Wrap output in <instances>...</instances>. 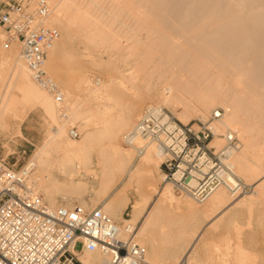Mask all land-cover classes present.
<instances>
[{"label":"rangeland","instance_id":"1","mask_svg":"<svg viewBox=\"0 0 264 264\" xmlns=\"http://www.w3.org/2000/svg\"><path fill=\"white\" fill-rule=\"evenodd\" d=\"M124 1L126 2L125 4H127V5L124 4V6L126 7L127 10L124 9L125 7H122V9H124V10H122V12L124 11L125 14L124 13L123 14L125 16L122 13H121L122 15L120 14L121 10H120V12H118V10L121 8L114 10L115 16L118 18V21H119V22L117 21L118 27L125 29V30H127L126 28H128L127 31H129V33H132L131 28L133 29V31H136L135 28L138 30V28L140 27V22H139L140 21V14L144 13V15H148V16H146L147 18H145L146 19L145 22L147 24L148 29L147 28L146 29L141 28L142 29V30L140 29L141 31L140 30L137 31L138 35H133V34L130 35L129 33L124 32V35H122V37L119 38L122 45H124V49L121 52L123 54L121 59L117 57V54H118L117 50L112 51L111 43L109 42V38H108L109 26H108V24L111 21L109 14L103 12L105 15V17H104L105 21L102 22L103 44L101 47H97V43L91 44L89 42V40L87 39V33L84 31H78L77 30L78 37L68 39L67 34L62 29V27L56 23H52L53 25H56L61 32V38L58 42L60 44L64 42L67 45V49L70 48L69 49V53H71L70 57L71 58L74 57L71 60L69 59L70 57L66 58L63 62V65H62L63 70H66V68H67V70L64 73V77H65V80L67 81L66 85L69 89L68 90L69 93H66L64 95L66 101H65L63 108H60L59 105L57 104L56 115L58 114L57 117L59 119L57 117L55 119H53L49 115V113H47L45 111V109L41 106L36 105V107H35L33 105H27V103L23 99L22 93L16 88V85L13 84V86H12V82H13L12 69H11L12 66H6V68L4 67L5 68L4 70L6 72L0 79V93L4 94L7 91V89H9V92L14 96V99H16V104H18L17 105L18 110L20 111V113L24 112V114H25L24 115L25 117H24L23 122H22V127L27 126V125L30 126L28 121L30 122V120H33L32 125L35 129L33 131H30L28 129V132H31V134L34 135V139L32 141L35 143V145H33L32 143H30V141H28L27 133L22 131V127H21V131H17V130H13L9 127L4 126V127L0 128V155L1 156H7L8 155V160L11 163L17 162L18 167H20L21 165L26 163L28 160L31 161V160H33V158L36 159L37 157H39L42 154L41 152H43L42 149L50 150V153L52 154L54 159H56L58 157L59 145L55 142L49 143V139L51 137V134H53L56 130V123L58 121H60L61 125L65 124L66 127L65 126L64 127H65V129L67 128L66 134L68 133L67 134L68 137H71L70 136V129L73 126L78 127V129L81 132L80 138H77V139L72 138V137L71 138L74 139L75 141H78V140L80 141L84 138V136L87 134V132L97 130V126L93 125L92 121L94 120V118L97 117V114L100 115L102 113L103 109L108 108V107H111L114 109V119L122 118V115L124 113L133 114L134 122L130 125V127H128V129L126 131H124V134L128 130H130L132 127H134V125L139 120L141 114L143 113L144 109L147 106H150L151 104L165 107L171 114H173L176 117V119L179 122H182L184 124H187V123L195 124L198 122L208 121L210 119L211 115L213 114L214 110H216L217 108L224 109L223 114L225 113L226 105H224L223 102L220 100V101H217V105L212 107L211 110L208 113H206V115H204V117H202L201 115H198V113L195 112V110H193V109H190V111L188 110L185 113L186 114L185 115V114H183V112H184L183 111L184 110L183 105L180 104L179 99L174 97V95L171 94V91L168 89V86H170V87L173 86L174 87L173 93H175V91L177 93L180 92L181 94H183L184 97L192 99L191 98V92L193 90L191 89V86H190V88L188 87V84H189L188 82L190 81V79L193 78L195 80L194 84L197 86H200L201 81L198 79H195V78L198 76L200 77L201 73L192 71V66H193L192 65V57L189 55V52L193 51V49H192L193 47L191 46V42L188 41V39L190 38L189 37L190 34L189 35L187 34V36H186V33H190L189 28H191V27L188 25H191L194 27V25L200 24V22H201L200 16L202 15L201 13H203V15H204V13H205L204 11L208 10V9H206V7L208 8V7H210V5L212 6L213 1L211 2V0H210V2L209 1L206 2V4L208 3L209 6L205 4L204 8L202 7V1L203 0L202 1L201 0H197V1L194 0L193 1L194 5H192L191 0L190 1L186 0L189 3H187L186 1H182L184 7H186V9H189V10H187V11H189L188 14H186L187 11H182L184 9V7L182 6V2L180 0L179 1H177V0H169V1H166V0H149V1H147L148 5L146 4L145 0H124ZM172 1H173V3H170ZM198 1H201V3ZM204 1H203V5H204ZM221 1L222 0H220V2ZM166 2H168V3H166ZM160 3L162 5H159V6L163 11H165L163 8L169 7L168 9L170 11V15H169L168 10H167L168 12L165 11V14L166 15L168 14V16H170V17L166 16L167 18H169L168 20L166 18L165 19L158 18V16H161V14H163L162 13L163 11L155 10L154 6L157 4H160ZM163 3H164V5H163ZM176 3H178L179 5H181L183 7L182 10L180 8L181 6L179 7V5H177ZM209 3H211V4H209ZM222 3L224 5L223 6L224 8L222 7L220 9L224 10L225 8H229L228 5H226V7H225L226 3L224 4L223 1H222ZM174 4H176V5H174ZM200 4H201V6H200ZM145 5L147 7L148 6L149 7L148 8L146 7L147 9L146 8L143 9ZM190 5L192 7H190ZM93 6H91V8H92L91 10L95 11L96 8H95V6L93 8ZM151 6L153 9H151ZM175 6H178L179 8L178 7L175 8ZM194 6H195V8H194ZM197 6H198V9H196ZM262 8L263 7H261V9ZM171 9H174L173 11H175V12L171 11ZM211 9L212 8L210 7V10H208L209 14L212 13ZM225 10H227V9H225ZM262 10H264V9H262ZM126 11H127V13H126ZM128 11L130 12V14ZM131 11L133 12L132 13L133 15H131ZM184 12H185V15H184L185 18L182 17ZM208 13H206V15ZM130 16H134V17L131 19ZM149 16H150V18H148ZM179 16H181L185 20H183V19L180 20L179 18H181V17H179ZM186 16H187V18H186ZM188 16L191 17L192 19L196 20L194 25H193L194 22H191L194 20H192ZM177 17H179V18H177ZM198 17H200V18H198ZM128 18H130V19H128ZM134 18H136L138 21ZM133 19H134V21H133ZM177 19H178V21H177ZM188 20H189V22H188ZM122 21H123V23H122ZM128 22H129V25H128ZM137 22H139V24ZM124 23L126 25H124ZM135 23H137V25ZM177 23H180V24H177ZM121 24H122V26H121ZM174 24H175V26H174ZM181 24H183V25H181ZM178 25H180V26H178ZM130 26H131V28H130ZM230 26H232V25H230ZM177 27L178 28L180 27V28L178 29ZM257 28H259V27H257ZM257 28H256V30H257ZM187 29H188V31H187ZM261 29L259 30L260 31L259 35L257 33L258 31L257 32L254 31L255 36L253 35V33H251L252 30L251 31L249 30L251 35H252V38L256 37L254 39H252L250 37L251 35L249 36L250 39H246V38H248L246 36L249 35L248 34L249 32H245L246 36H243L245 38L244 41H242L243 38H241V37H240L241 40L238 38L235 39L234 37H231L230 40L228 41V43H226V45H228V47L231 46V44H232V46L240 45L241 47H245L244 45H246V47H245V49L247 48L246 52L247 53L251 52V54H252L253 48L255 49V51L257 50L255 47H257L258 43L261 44L260 45L261 47H264L262 45V43H260V42H262V38H263L261 36H264L263 35L264 30H263V32H262L263 34H262ZM149 30H151L150 35H148ZM179 30L182 31V34H181V31H179ZM220 32H221V34L225 33L223 30H219L218 32H215V31L213 32V30H211V31H209L210 35L208 34L209 37H206V38L209 39L211 37L210 40L211 39H220L219 37L224 36V34L221 35ZM168 34L169 35L172 34V35L169 37ZM205 34L207 35V33L204 32V35ZM219 34L221 36H219ZM0 35L2 37V39L0 37V40L2 41V43H0V45L2 46L4 34H3L1 26H0ZM175 35H177V37ZM204 35L201 34L199 38H202V37L204 38L206 36V35L205 36ZM256 35H258L259 37H257ZM166 36H168V38ZM173 36H174V38H173ZM140 37L143 38V43H141L140 41H136V39H138V38L140 39ZM232 38H233L234 42H235V40H236V42L237 41H242V42H237L238 44H236L232 41ZM173 39L176 42L180 43L181 46L183 44L182 48L178 47L180 44L179 45H177V43L175 44V41ZM259 39H261L260 42H258ZM188 42H189V44H188ZM244 42L245 43L250 42V44H249L250 46L248 45V43L245 44ZM263 42H264V40H263ZM189 45L191 46L190 48H189ZM61 46H62V44H61ZM248 46L250 49L248 48ZM129 47H131V48H129ZM261 47H259L257 51L260 50L262 52ZM13 48L15 49L16 53H20V46L19 45L18 46L14 45ZM128 48L131 49V51H128L129 50ZM224 49L226 50L229 48H224ZM3 50L7 51L5 49H3ZM260 51L258 52L259 56L261 54V56L259 57V61H260V58H262V55H264L263 54L264 52L260 53ZM263 51H264V49H263ZM89 52H91V55H89ZM247 55H249V54H247ZM253 57L254 56H252V58H250L251 60H248V64L250 66L252 64H254V61L256 63L258 61V60L256 61L257 58L256 59L254 58L255 60H253ZM257 57H258V55H257ZM247 58H249V56ZM259 61H258V63H259ZM261 61L263 62V60H261ZM261 61H260V63H261ZM65 62H68L67 63L68 67L65 66L66 65ZM256 63H255V65H256ZM69 64H71L70 67H69ZM205 64H206V62L203 60V65H201V66H205ZM258 65H256V66H258ZM71 66L72 67L74 66L72 68V70H71ZM210 67L212 68V70H218L217 67H213V66H210ZM252 67H253V65H252ZM256 68H258V67H253L254 70ZM263 68H264V66L262 67V69ZM258 69L261 70V67ZM86 70H88V72L90 71L89 72V74H90V85H89L90 89L97 87L95 85V82L98 81V78H101L105 82L108 78H111V77L114 78L110 82H108V85H106L104 91L107 94L105 96H92L88 92H86L87 89L86 90L84 89L85 90V92H84V90H82L83 88L81 86H78L79 85L78 83L80 80L79 78L81 77V74H83L84 71L86 72ZM261 71H263V70H261ZM254 72H255V75H253V76H255V77H256V75H258L260 73V72L258 73V70H257V72L256 71H254ZM260 74L264 75V71H263V73H260ZM263 75H260V76L263 77ZM248 80H249V78H248ZM8 87H10V88H8ZM11 87H12V89H11ZM194 101H196V100H194ZM219 102H221V103H219ZM243 105H244V107H246L245 104H243ZM76 107L83 111V113H82V111L80 110L82 117L80 116L79 118H74V115H72V113ZM84 113L86 114V117H87V115L93 116V117H91L92 119L88 118L90 120V123H89V120H87L85 117H83L85 115ZM189 113H193V114H189ZM179 114H181L182 117H184V115H185L184 118H186V119L185 120L184 119L179 120V118H178ZM187 114L191 117H189ZM94 115H96V116L94 117ZM218 119L219 118H217L216 120H218ZM216 120L212 123V126L214 128H217V125L219 124V122ZM15 121L16 120H14V122ZM214 125H216V126H214ZM194 127L197 128L198 124H195ZM221 128L222 127H219L216 130L221 134L226 133V130L224 128H222V129ZM227 130H233V132L238 137L240 146L242 145L241 146V148H242L244 140L239 135V133H237V131H235V129H233V128H228ZM215 138H214L215 141H213V144H215L217 147H221V146H224L226 144V138L224 136L218 135ZM259 138H256V141H258V143L261 141V140H258ZM220 139L222 141H220ZM217 140H219V142H217ZM99 144H101V143H98L95 147L99 146ZM121 146H123L124 149L128 148L131 150L132 161L130 162L131 165L129 163L128 166L133 168L136 164H140V162H142V159L146 153L144 154V156L139 158V157H137L136 149L126 146L125 143L123 142V140L121 142ZM240 146H239V148H240ZM239 148H237V149L240 150L241 148L240 149ZM236 153H238V151ZM155 154L157 155V151L155 152ZM257 154L259 155V152ZM260 154H261V152H260ZM229 159H230V157H224V159H223L224 163L227 166L226 171H228L230 174L232 173L231 175L235 178L236 181H239L241 184L247 185V192L238 194L240 191L234 193L230 189L229 186H227V185L221 186L224 189H226L227 195L229 194L228 200H229V198H231L230 199V201H232L231 204L221 208V210L219 212H217V214L215 212L213 214V213H211L212 212L211 211L210 214H211V216H213V218H210L211 221L210 220L208 221L207 218L203 219L202 217L199 216L198 220H199L200 224L199 223L192 224L189 221L193 217V214L191 213V211H187V208L183 207L184 201L186 199H188L190 201L192 200V202L196 204V206H197L196 208H201V207L205 206V204L208 203V200H210L211 196L207 200H205L204 202L200 203V202H197L196 200H194L193 198H190L191 196H189V195H180L171 186L173 188L172 190H174V192H175L174 194L175 195L177 194V197L173 196V195L161 197V192L163 191V189L166 186H168V184H167V182L164 181L163 171L161 170L160 167H158L154 171L155 174H153V180H152V182H150L151 184L152 183L153 184L151 185L150 183H148V184L146 183V191H147L146 195H149L151 197L149 200H146L145 196L141 195L142 187L145 185L144 180L142 178H140L139 175L132 173L133 171H131V169L129 171V167H128V171L126 170L123 173V175H120L121 177L118 175V177H117L118 181L116 180L117 182H115L116 184L114 183V185H113L112 183H110L108 185L109 189L106 188V191L104 189H101L100 180L98 178V177H100L99 175H101V174H100V167H99L97 161H95L93 163V167H92L95 171L94 170L93 171L92 170H86V169L82 168V169H80L81 170L80 175H78L76 177V180H82L88 184V186L85 187V191L83 189V193L80 192L81 194L72 195L70 193L67 194V192L65 193V191H60V192L56 191L55 197L57 199L58 204L72 205V204L80 203V204H83L84 206L89 207V208L101 206V207H103V210H105V206H107L105 203L108 202L109 197L116 190L113 188L115 186H116V188H119L121 186L124 187V189L126 191V197L122 198V200H120L118 202V204L115 205V210L112 213H110L106 210L105 211L107 213H109L121 225L122 228H123V226H126L128 224V223H126L127 220H130L133 224H135L136 239L138 240V242H140L141 244H143L144 246H146L148 248L147 258L153 264H179L180 260L182 258H183L182 259L183 262L181 264H201V263L202 264H210V262H211V264H225V263L226 264H237L239 262L238 260L240 259L238 256L241 257V255H239L240 253L237 252L236 248L239 247L240 245H242L243 243H244L243 245L250 248L249 249L250 255L249 254L248 255H249V260L252 259L251 261L247 260L248 263H246V264H259V263L264 264V195H262L264 193L258 194V197L256 194L252 193V192H254V188H253L254 185L253 184H254L255 178H254V180L252 178H250L251 180L248 181L249 179L247 178L248 176L246 174L240 173L236 168H235V170L231 169V167L228 164ZM162 160H163V157H161V162H162ZM249 161H253L250 164H253L254 162H256L255 158H253L252 155L250 156ZM53 164H54V166H57L58 162L55 160V162ZM262 170L264 171V168ZM55 173L57 174V177H58V179H60V181H64V180L68 181L64 175L62 176L58 172H55ZM261 173H260V175H261ZM39 174L43 175L44 173L38 172V175ZM33 176L35 179L37 178V180L39 182L40 189L43 192L45 199L51 205V201L49 198V191H48L50 189L49 188L50 181L48 179H46L45 177L43 178V180L38 179V177H36L37 174H36V176H35V174H33ZM245 176H247V177H245ZM46 182H47V184H46ZM169 185H171V184H169ZM102 190H103V192H102ZM128 195L131 198V205L127 209H125L129 203V201H130V198H128L129 197ZM243 196L245 197V199H248L249 197L252 196L254 199H256V201L251 205L250 204H243L245 206H243V205L241 206L240 203L237 201H240L239 199H241V197H243ZM183 197H184V199H183ZM163 198H164V200H163V202H161V199H163ZM163 204H164V206H163ZM254 204H256V205H254ZM174 207H175V209H178L179 213L176 212L177 210H175ZM123 209H125L124 214L122 212ZM134 210H135V212L137 210L140 211V219L138 218L139 220L134 219L135 218L133 216ZM150 213H152L153 215L155 214V216L158 217L157 221L155 224L150 226L149 230L144 235H141L140 232H138V231L144 225L145 220L149 216ZM206 213H208V212H206ZM207 222L211 223V224L208 228H206V230H205L206 233L203 232V234H202V235H204V233L206 234V238H205L206 241H204L202 238L203 236L198 237V233L202 232V230H203L201 225H203L204 223H207ZM185 224H187L188 226L186 227ZM162 225H163V227H162ZM167 232H168V234H166ZM154 239H158V240L163 239L162 241H164V242H165V240H170V242L171 241L173 242L172 246L171 245L168 246L170 243H165L167 246H164L163 249H161V250L166 251L167 249L173 250L176 248H182L185 250V253H184V255L176 258L175 260H168V261L164 260V262H159L157 259H155V257L152 259L150 254H152L151 249H152L153 245L151 243L154 241ZM238 239H239V241L243 240L241 242L242 244L241 243L239 244ZM237 244H239V245L237 246ZM166 247H168V248H166ZM212 247L214 248V250L212 249ZM80 248H81V244L78 245V249H80ZM237 249L239 250V248H237ZM189 250L191 251V253H192L191 255H193V256L195 255L194 253L198 254V260L195 261L194 263H193V260H191V258L187 259L185 257V254L189 253L188 252ZM218 250H220V252ZM226 250L232 251V252L230 251V253L227 252L225 254V255H229V256H226L228 258H225V260H228L230 258L228 260L230 262H228V261L224 262V260H223L224 259L223 258V256H224L223 252H226ZM250 250H251V252H250ZM212 251H214V252H212ZM233 253L235 255H231ZM255 253H256V255H255ZM235 256H237V257H235ZM233 257L237 260H235ZM256 258H258V259H256ZM232 261H233V263H232ZM234 261L235 262L238 261V262L234 263Z\"/></svg>","mask_w":264,"mask_h":264},{"label":"bare ground","instance_id":"2","mask_svg":"<svg viewBox=\"0 0 264 264\" xmlns=\"http://www.w3.org/2000/svg\"><path fill=\"white\" fill-rule=\"evenodd\" d=\"M145 1L147 4V1H149V0H145ZM166 1H169V0H166ZM177 1H179V0H177ZM180 1L182 2V1H186V0H180ZM188 1H190V0H188ZM188 1H186V2L189 3ZM193 1L194 0H191L192 5H194ZM201 1H198V2L201 3ZM203 1H202V7L204 8L206 2H208V1L210 2V0H205L204 5H203ZM222 1L224 2V4L226 3L225 7H226V5H228L229 8H225L227 10L220 9L224 6ZM222 1L220 2V0H211L212 6L210 5V7L212 8L211 9L212 13L209 14L208 10H210V7H208V8L206 7V9H208V10L204 11L205 12L204 15H203V13H201L203 16L202 15L200 16L201 22L199 25H194L196 20H194L188 16L189 18L194 20L191 22H194L193 25L195 27L194 28L193 26L188 25L191 27V28H189L190 33H186V36H187V34L188 35L190 34V36H189L190 38L188 39V41L191 42V46L193 47L192 48L193 51L189 52V55L192 57V65H193L192 71L201 73L200 77L198 76L195 78V79H198L201 81L200 86H197L194 84L195 80L193 78L190 79V81L188 82L190 84V85L188 84V87L190 88V86H191V89L193 90L191 92V98L192 99L184 97L183 94H181L180 92L177 93L175 91V93H173V89H174L173 86H171V87L168 86V89L171 91V94H173L174 97L179 99L180 104L183 105V108H184L183 114H185L188 110L190 111V109H193V110H195V112L198 113V115H201L202 117H204V115H206V113H208L212 107L217 105V101L221 100L223 102V104L226 105L225 113L222 115L221 118L216 120L219 122V124L217 125V128L222 127L226 131H228L227 130L228 128H233V129H235V131H237V133H239V135L244 140L243 147L241 148V146H242L241 145L240 146L241 149L239 148L240 150L234 149L232 152L229 151L231 153L228 156V157H230L228 164L231 167V169L235 170V168H236L240 173L246 174L248 177L247 176H245V177H247L249 179L248 181L251 180L250 178H252L253 180L255 178L256 181L254 180V184H253L254 185V187H253L254 192H252V193L256 194L258 197V194L264 193V171L262 170L264 168V75L260 74V73H263V71H264V68L262 69V67L264 66V64H263L264 63V55H262V58H260V61L263 60V62L261 61V63H262L261 64L259 61V57L261 56V54H260V56L258 54V52L260 50L257 51L258 48L261 47L260 46L261 44H259V43H258V45L256 44L257 47L254 46L257 49L256 50L257 52L253 48L252 54L250 51H249L250 53L246 52L247 48L245 49L246 45H244V44L243 45L245 47H241L240 45L232 46V44L230 43L231 46L228 47V45H226V43H228V41L230 40L231 37H234L235 39L238 38L240 40H241V38H243L242 41H244L245 38L243 36H246L245 32H249L248 33L249 35L246 36L248 38H246V39H250L249 36L251 35V33H253V35H254V31H256V32L258 31L257 33L259 35V33H260L259 30L261 28H262L261 33L263 32V30H264V10H262V9H264V0H222ZM125 3L126 2L124 0H51V4L53 7V15L50 17V24L56 23V24L60 25L62 27V29L66 32L68 39L78 37L77 30L78 31H84L87 33V39L89 40V42L91 44L97 43V47H101L103 44L102 22L105 21V18H104L105 15L103 12H105V13L109 14L110 19H111L110 23L108 24V26H109L108 38H109V42L111 43V49H112V51L117 50L118 51L117 57L121 59V57L123 56V54L121 52L124 49V45H122L119 38L122 37V35H124V32L129 33V31H127L128 28H126L127 30H125V29L118 27V23H117L118 18L115 16L114 10L121 8L118 10V12H120V10H121L120 14L121 13L123 14L124 11L122 12V10L126 9V7L124 6ZM166 3H168V2H166ZM170 3H173V1ZM176 4L179 5L178 3H176ZM176 4H174V5H176ZM209 4H211V3H209ZM93 5L96 8L95 11L91 10L92 9L91 6H93ZM125 5H127V4H125ZM159 5H162V4L160 3V4L155 5L154 9L157 11H160V10L163 11ZM163 5H164V3H163ZM206 5H208V3ZM94 6H93V8H94ZM180 6L181 5H179V7ZM182 6L184 7L183 2H182ZM182 6L180 7L181 10L183 8ZM200 6H201V4H200ZM122 7H125V8L122 9ZM146 7L147 6L145 5L143 9H145ZM176 7H178V6H175V8ZM190 7H192V6L190 5ZM261 7H263V8L261 9ZM168 8H163V9L166 12H168L169 11ZM194 8H195V6H194ZM151 9H153L152 6H151ZM185 9H186V7H184V9L182 11L189 10V9H186V10ZM196 9H198V6ZM173 10L174 9H171V11H173ZM165 11H163L162 12L163 14H161V16H158V18H162V19L166 18L168 20L169 18L166 17V16H168V14L166 15ZM173 12H175V11H173ZM126 13H127V11H126ZM132 13L133 12L131 11V15H133ZM188 13H189V11L186 12V14H188ZM206 13H208V14L206 15ZM129 14H130V12H129ZM169 15H170V11H169ZM184 15H185V12L182 15V17L185 18ZM146 16H148V15H144V13L140 14V21H139L140 27L138 28V30H140L141 28H145V29L147 28L148 29L147 24L145 22V20H146L145 18H147ZM130 17L132 19L134 16H130ZM168 17H170V16H168ZM179 17H181V16H179ZM179 17H177V18H179ZM182 17L179 19L185 20ZM200 17H198V18H200ZM148 18H150V16ZM186 18H187V16H186ZM128 19H130V18H128ZM134 19H136V18H134ZM134 19H133V21H134ZM189 20H188V22H189ZM177 21H178V19H177ZM139 22H137V23L139 24ZM122 23H123V21H122ZM137 23H135V24L137 25ZM177 24H180V23H177ZM183 24H181V25H183ZM124 25H126V24L124 23ZM128 25H129V22H128ZM230 25H232V26H230ZM121 26H122V24H121ZM174 26H175V24H174ZM178 26H180V25H178ZM256 26L259 28H257ZM130 28H131V26H130ZM256 28H257V30H256ZM135 30L136 31H133V29L131 28L132 33H129V34L130 35H132V34L138 35V32H137L138 30L136 28H135ZM181 30H179V31H181ZM211 30H213V32L214 31L218 32L219 30H223L225 33H222V34H224V36L222 37L221 36L222 34L220 32L221 35L219 34V36L222 37V38L219 37L220 39H211L210 40L211 37L209 39H207L206 37H209V35H210L209 31H211ZM249 30L250 31L252 30L251 33ZM187 31H188V29H187ZM204 32L207 33V35L205 34L206 36L204 35ZM150 34H151V30H149L148 35H150ZM181 34H182V31H181ZM201 34H203L205 37L203 38L201 36L202 38H199ZM171 35H169V37ZM258 35H256V36L259 37ZM175 36L177 37V35H175ZM0 37H1V35H0ZM166 37L168 38V36H166ZM250 37L252 38V35ZM261 37L264 38V36H261ZM173 38H174V36H173ZM254 38H256V37H254ZM254 38H252V39H254ZM263 38H262V42H260L261 39H259L258 42L262 43V45L264 46V42H263L264 39ZM1 39H2V37H1ZM136 41H140L141 43H143V38L140 37V39L138 38V39H136ZM232 41L234 42L233 38H232ZM242 41H237V42H242ZM189 42H188V44H189ZM237 42L235 40L234 43L238 44ZM0 43H2V41ZM176 43H177V45L180 44V43L175 41V44ZM246 43H248V42H246ZM61 44H62V46H61ZM61 44L59 42H57V44L55 45L53 50L50 52L49 57H48L47 62H46V67L48 69V72H50V74L52 73L51 75H53V77L56 79V81L61 86L63 85L62 86L63 87L62 92L65 95L66 93H69V91H68L69 89L66 85L67 81L65 80V77H64V73L67 70V68H66V70H63L62 65H63L64 60L66 58L70 57L71 53H69L70 48L67 49V45L64 42ZM249 44H250V42L248 43V45ZM182 46H183V44H182ZM182 46L180 44L178 47L182 48ZM191 46L189 45V48ZM249 46H248V48H249ZM2 47H3V45L0 47V69H1L0 70V79L6 72L4 70L6 68V66H12V68H11L12 69V78H13L12 86H13V84L16 85V88L22 93L23 99L25 100L27 105H33L35 107H36V105L41 106L45 109V111L47 113H49V115L53 119H55L58 116V114L56 115L57 103H56L52 94H50L44 87H42L40 84H38L36 81L33 80L32 76H31V72L28 69L26 62L24 61V59L21 56V51H20V53H16L15 49L13 48L14 46L9 50L4 51L3 50L4 47L3 48ZM129 48H131V47H129ZM224 48H229V49L225 50ZM263 49H264V47H261L262 52L260 51V53L264 52ZM128 51H131V49H129ZM246 53L249 55H247ZM89 55H91V52H89ZM257 55H258V57H257ZM248 56H249V58H247ZM252 56H254L253 60H255L257 58L256 61L257 60L259 61V63H258V61H257V63L254 61V64H252L253 67H258V68L261 67V70H263V71H261L258 68H256L254 70L252 65L250 66L248 64V60H251L250 58H252ZM73 58L70 57L69 59L71 60ZM203 60L206 62L205 66H201V65H203ZM68 62H65L66 65L64 64L67 67H68V65H67ZM255 63H256V65H258V64L259 65L256 66ZM70 65L71 64H69V67H70ZM210 66L217 67L218 70H212V68ZM73 67L71 66V70ZM257 70H258V73L261 71L259 74L263 75V77H261L259 74L256 75V77L253 76V75H255L254 71L257 72ZM89 72H88V70H86V72L84 71L83 74H81V77L79 78L80 80L78 79L79 80L78 86H81L83 88V89L81 88L82 90L87 89L88 91L86 90V92H88L92 96H105L107 93L104 91V89H105L106 85H108V82H110L114 78H112V77L108 78L106 80V82L103 81L101 78H98V81L95 82V85L97 87L90 89V87H89V85H90V74H89ZM248 78H249V80H248ZM8 88H10V87H8ZM11 89H12V87H11ZM85 90H84V92H85ZM194 100H196V101H194ZM219 103H221V102H219ZM243 104H245L246 107H244ZM17 105L18 104H16V99H14V96L9 92V89H7V91L4 94L0 93V128L6 126V127H9L13 130L21 131L22 122H23V119L25 117L24 116L25 114H24V112L20 113ZM151 105H153V104H151ZM80 110L81 109H78L77 107L75 108V110L72 113V115H74V118H79L81 116L82 110L81 111ZM82 113H83V111H82ZM189 114H193V113H189ZM185 115H184V117H185ZM95 116L96 115H94V117ZM178 116H179L178 117L179 120H182V119L185 120L186 119V118L182 117L181 114H179ZM83 117H85L87 120H89V119H92L91 117H93V116L87 115V117H86V114H85ZM189 117H191V116H189ZM14 120H16V121L14 122ZM92 122H93L92 123L93 125L97 126V130L96 131H89V132H87V134L84 136V138L82 140L75 141L71 137L67 136L68 133L66 134L67 128L65 129V127H66L65 124L61 125L60 124L61 122L58 121L56 123V130L53 134H51V137L49 139V143L55 142L59 145L58 157L56 159H54V157L50 153V150L42 149L43 152H41L42 154L40 153L41 155L39 157H37L36 159L33 158V160H31V161L29 160V162H28V163L34 164L35 169H34L33 174H35V176L37 174L36 177H38V179L43 180V178L45 177L46 179H48L50 181V183H49L50 189L49 190L47 188L46 189L49 191V198L51 201V205L52 206L58 205L57 199L55 197L56 191H58V192L65 191V193L67 192V194L70 193L72 195H75V194L78 195V194L83 193V189L85 191V187H87L88 184L85 181L76 180V177L78 175H80V171H81L80 169H82V168L86 169V170H92L93 171L94 169L92 167H93V163L95 161H97V163L100 167V174L101 175H99L100 177H98V178L100 180L101 189H104L105 191H106V188L109 189L108 185L110 183H112L114 185V183L118 181L117 180L118 175L119 176L123 175V173L126 170L128 171V167H129V171L131 169V171H133L132 173L139 175L140 178H142L144 180L145 185L142 187L141 195L145 196L146 200H149L151 197L149 195H146V193H147L146 183L148 184V183L152 182L153 174H155L154 171L158 167H160L161 157H163L156 150L155 144L151 142L150 146L148 147V150L146 151L145 156L143 155L144 157L142 159V162H140V164H136L133 168H131L130 166H128L129 163L132 161L131 150L128 148L124 149V147L121 146V142L123 140L124 131H126L128 129V127H130V125L134 122L133 114L124 113L122 115V118L114 119V109L111 107H108V108L103 109V111L100 115L97 114V117L94 118V120ZM89 123H90V120H89ZM214 126H216V125H214ZM217 128H215V129H217ZM256 138H259L258 140H261L262 142L260 141L258 143V141H256ZM213 141H215V140H213ZM220 141H222V140L220 139ZM217 142H219V140H217ZM96 143L97 144L101 143V144H99V146L95 147L97 145ZM155 150L157 151V155L155 154V152H156ZM237 151H238V153H236ZM256 152L257 153L259 152V155ZM260 152H261V154H260ZM251 155L253 156V158H255V161H256L253 164H250L253 161H249V158ZM55 160L58 162L57 166H54V164H53L55 162ZM130 165H131V163H130ZM38 172L39 173L43 172L44 174L38 175ZM55 172L60 173L62 176L64 175L68 181H65V180L60 181V179H58L57 174ZM260 173H261V175H260ZM231 174L226 173L225 174L226 179L229 182L236 183L235 178ZM35 180L38 181L37 178ZM46 184H47V182H46ZM167 184H168V186H166L163 189V191L161 192V197L162 196L166 197V196H170V195L177 197V194L175 195L174 190H172L173 186L169 185L170 183H167ZM38 185H39V182H38ZM113 189H116L115 192L109 197L108 202L105 203L107 205V206H105V210L110 212V213H112L115 210V205H117L118 202L120 200H122V198L126 197V191H125L124 187L121 186L119 188H116V186H115ZM102 192H103V190H102ZM240 193H246V191L239 192L238 194H240ZM228 195H227L226 189H224L223 187H219L211 195L210 200H208V203L205 204V206H203L201 208H196L197 206L195 203L192 202V200L190 201V200L186 199L184 201L183 207L187 208V211H191V213L193 214V217L192 218L190 217L191 219L189 221L192 224H196V223L200 224V222L198 220L199 216L202 217L203 219L207 218V220L209 221L210 218H213V216H211V214H210L211 211H212L211 213L214 214V212H215L217 214V212H219L221 210V208L231 204L232 201H230L231 198H229V200H228ZM262 195H264V194H262ZM243 197H241V199H239L240 201H237L240 203L241 206L243 204H250L251 205L256 201V199H254L252 196L251 197L248 196L249 197L248 199H245V197L244 198ZM190 198H192V197H190ZM183 199H184V197H183ZM163 200H164V198L161 199V202H163ZM256 204H254V205H256ZM163 206H164V204H163ZM243 206H245V205H243ZM174 209H175V207H174ZM175 210H177L176 212L179 213L178 209H175ZM206 212H208V213H206ZM134 217H135L134 218L135 220H137L139 218V210H137L135 212ZM157 218L158 217H156L155 214L153 215L152 213H150L149 216L146 218L144 225L139 229L138 232H140L141 235H144L149 230L150 226H152L153 224L156 223ZM126 223H128L126 226H123V228L121 227L123 229L124 233L127 232V229L128 230L130 228L135 229V224H133L130 220H127ZM210 224L211 223L207 222V223H204L203 225H201L203 230H202V232L198 233V237L203 236L202 238L204 241H206L205 230H206V228H208L210 226ZM185 226L187 227L188 225L185 224ZM162 227H163V225H162ZM203 232H205L204 233L205 236L202 235ZM166 234H168V232ZM162 240L154 239V241L151 244L154 246V248H156V250H159V251H161V249H163L164 246H167L165 243H170L168 246H170V245L172 246V244H173V242L172 241L170 242V240H165V242ZM238 241H239V239H238ZM242 241H239V244ZM239 244H237V246ZM243 244L240 245L239 247H237V248H239V250L235 247L237 252L240 253L239 255H241V257L238 256L240 258V259L238 258L239 262L237 261L239 264H246V263H248L247 260H249V255H250L249 249L250 248H248L247 246H245ZM166 248H168V247H166ZM212 249L214 250L213 247H212ZM169 250H172V249H167L166 251H169ZM218 251L220 252V250H218ZM230 251H227V250H226V252L222 251L224 253V254L222 253L224 255L223 256L224 262H226L230 259L229 258L228 260H225V258H228L226 256H229V255H225V254L227 252L230 253ZM188 252L189 253L185 254V257L187 259L191 258V260H193V263L198 260V254L197 253H194L195 255L193 256V255H191L192 253L190 250ZM212 252H214V251H212ZM250 252H251V250H250ZM231 255H235V254L233 253ZM255 255H256V253H255ZM235 257H237V256H235ZM80 258L85 264H100L103 261L102 255H100L99 253H92V252H87L86 254L81 255ZM182 259L180 260L179 264H181L183 262ZM256 259H258V258H256ZM235 260H237V259H235ZM251 260L252 259H250L249 261H251ZM228 262H230V261H228ZM237 262L234 261V263H237ZM232 263H233V261H232ZM210 264H211V262H210Z\"/></svg>","mask_w":264,"mask_h":264},{"label":"built area","instance_id":"3","mask_svg":"<svg viewBox=\"0 0 264 264\" xmlns=\"http://www.w3.org/2000/svg\"><path fill=\"white\" fill-rule=\"evenodd\" d=\"M52 14L51 0H0L4 49L19 45L33 80L63 108L62 87L46 67L61 38L59 28L50 24ZM223 112L217 108L208 121L195 123V128V124L179 122L165 107L150 105L124 134L123 142L135 148L139 158L154 143L163 156L164 181L197 202H204L224 185L234 193L247 192V185L225 177L229 172L223 159L240 143L233 130L221 134L212 126ZM218 135L226 138L224 146L213 144ZM70 136L80 138L78 127L70 129ZM28 162L18 167L8 155H0V264H85L80 257L87 252L102 255L100 264H153L147 258L148 248L136 239L135 229L124 233L103 207L50 205L33 176L34 164Z\"/></svg>","mask_w":264,"mask_h":264},{"label":"crops","instance_id":"4","mask_svg":"<svg viewBox=\"0 0 264 264\" xmlns=\"http://www.w3.org/2000/svg\"><path fill=\"white\" fill-rule=\"evenodd\" d=\"M28 123L30 124V126L27 125V126L22 127V131L27 133L28 141H30V143L35 145V143L32 141L34 139V135L31 134V132H28V129L30 131H33L35 129L32 125L33 120H30V122L28 121ZM128 198H130V196ZM130 205H131V198H130V201H129V203L125 209H127ZM125 209H123V211H122L123 214L125 212ZM133 216H135V210L133 211ZM139 219H140V211H139ZM151 251H152V254H150V256L152 257V259L155 257V259H157L159 262H164V260H167V261L168 260H175L176 258L184 255V253H185V250L182 248H176V249L169 250V251H165V250L159 251V250H156V248H154V246H152Z\"/></svg>","mask_w":264,"mask_h":264}]
</instances>
